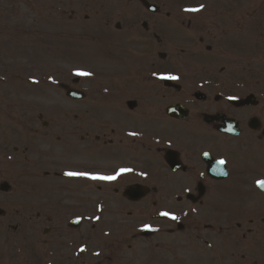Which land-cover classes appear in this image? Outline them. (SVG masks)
I'll use <instances>...</instances> for the list:
<instances>
[{"label": "flooded vegetation", "instance_id": "af4514ba", "mask_svg": "<svg viewBox=\"0 0 264 264\" xmlns=\"http://www.w3.org/2000/svg\"><path fill=\"white\" fill-rule=\"evenodd\" d=\"M67 7L70 22L124 34L127 72L108 67L111 54L96 71L128 81L70 80L83 114L41 123L34 169L47 171L2 213L0 264H264V0ZM231 59L238 83L215 68ZM137 186L148 190L126 194Z\"/></svg>", "mask_w": 264, "mask_h": 264}, {"label": "rangeland", "instance_id": "374dc122", "mask_svg": "<svg viewBox=\"0 0 264 264\" xmlns=\"http://www.w3.org/2000/svg\"><path fill=\"white\" fill-rule=\"evenodd\" d=\"M69 1L0 0V181L12 180L17 186L23 185L25 191H31L33 180L28 177L33 172L24 167L19 169V165L11 166L16 157L10 155V151L4 154L5 149L12 148L17 142L21 149L20 139L24 141L27 136L21 138V132L26 127L24 124L34 122L39 115L48 120L54 115L71 113L72 107L65 108L64 103L61 105L60 95L56 103L43 101L44 96L49 92L56 97V85L75 77L80 71L79 66L89 65L91 55H94L87 54L83 49L77 50L74 39L78 36L67 24L68 15L63 18L60 13L52 15L50 12L57 4L55 9L58 6L63 8ZM4 5L12 6L9 14H5ZM105 38L124 39L122 35L114 34ZM65 41H73L70 49L76 48L75 54H69ZM66 62L72 65H66ZM13 77H20L22 82L15 81ZM51 87L56 91L51 92ZM50 103L54 105L52 108ZM24 117L27 120L24 121ZM52 154L58 157L54 150ZM66 154L74 156L76 152ZM61 158L64 159L63 155ZM72 161L68 158V162ZM0 203H3L2 199Z\"/></svg>", "mask_w": 264, "mask_h": 264}, {"label": "snow or ice", "instance_id": "6c2138e0", "mask_svg": "<svg viewBox=\"0 0 264 264\" xmlns=\"http://www.w3.org/2000/svg\"><path fill=\"white\" fill-rule=\"evenodd\" d=\"M201 9H188V11H200ZM78 75H89L88 73H77ZM221 163H224V161H221ZM68 175H77L76 173H68ZM95 178V177H93ZM100 179H106V180H112V179H115V177H100ZM259 186L264 188V181H261L259 182ZM161 215H164V216H168L169 213L167 212H164V213H161ZM173 219H175V217H173Z\"/></svg>", "mask_w": 264, "mask_h": 264}]
</instances>
